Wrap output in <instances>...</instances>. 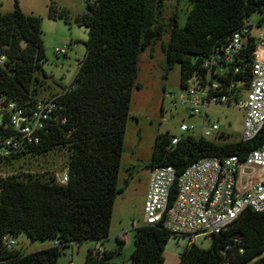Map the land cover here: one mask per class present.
<instances>
[{
    "label": "trees",
    "instance_id": "obj_1",
    "mask_svg": "<svg viewBox=\"0 0 264 264\" xmlns=\"http://www.w3.org/2000/svg\"><path fill=\"white\" fill-rule=\"evenodd\" d=\"M168 1L95 0L75 18L89 31L86 55L69 89L62 86L66 91L58 93L53 126L42 133L39 144L0 159V167H9L27 156L69 150L68 183L61 184L56 176L43 180L0 175V264H58L62 249L73 243L104 245L115 199L123 191L118 177L132 94L139 89L141 54L168 33L169 41L163 45L167 68L180 65L182 83L247 17L264 14V0H187L184 26L179 14L167 25L158 24ZM50 10L56 14L53 7ZM59 18L69 23L65 14ZM41 26V18L26 15L18 1L13 12L0 11V94L27 108L43 99L50 79L44 70L47 57ZM254 47L251 40L248 51ZM9 133L0 128V137ZM173 137L168 132L156 137L150 169L173 166L180 175L203 158L245 159L264 144V129L251 142L217 143L182 136L173 145ZM22 234L33 242L55 244L31 254L5 246V237L16 239ZM170 237L161 226L138 227L132 260L120 264H164ZM117 242L122 249L125 242ZM106 251L100 256L90 250L85 264H119ZM179 259L178 264H264V213L246 211L228 231L214 236L209 248L192 245Z\"/></svg>",
    "mask_w": 264,
    "mask_h": 264
},
{
    "label": "built area",
    "instance_id": "obj_2",
    "mask_svg": "<svg viewBox=\"0 0 264 264\" xmlns=\"http://www.w3.org/2000/svg\"><path fill=\"white\" fill-rule=\"evenodd\" d=\"M261 23L254 25L247 17L204 60L202 68L193 71L180 84V93L164 92V101L168 100L174 110H182L189 119L198 118L196 123L182 122L181 135H174L173 145L182 136L208 140L230 137L221 131L217 120L211 119V106L244 111L241 136L232 142H251L263 131L264 26ZM251 40L255 47L249 52ZM56 52L68 54L64 48H57ZM58 96L39 99L34 107L27 108L0 94V128L10 132L0 137V159L41 142L42 133L53 126ZM56 178L61 184H67V171ZM248 210L264 213V144L249 152L245 159L239 156L203 158L180 175L173 166L151 169L143 224L161 226L170 234L169 242L176 241V247L186 240L185 250L198 237L213 240L214 236L228 231ZM4 244L10 250L18 245L16 239L7 237ZM104 252L102 243L97 242L94 253L103 256Z\"/></svg>",
    "mask_w": 264,
    "mask_h": 264
},
{
    "label": "rangeland",
    "instance_id": "obj_3",
    "mask_svg": "<svg viewBox=\"0 0 264 264\" xmlns=\"http://www.w3.org/2000/svg\"><path fill=\"white\" fill-rule=\"evenodd\" d=\"M16 1L26 15L37 16L42 20L41 39L47 57L44 70L50 78L48 89L43 92L42 97L65 91L64 87L67 89L72 84L86 55L85 44L89 31L77 25L75 18L87 11V0H0V11L13 12ZM180 1L182 0H169L166 3V9L158 15V24L167 25L174 14H179L181 26L186 24V8ZM51 7L56 14L51 13ZM51 14L58 18H51ZM62 14L68 17L70 24L59 18ZM250 20L254 25L262 21L264 26V14L254 13ZM169 38L170 35L166 33L139 58V89H135L132 94L118 177V186L123 188V191L115 199L109 237L103 245L107 251L113 253V263L131 262L136 229L144 226L146 190L151 174L149 164L152 161L156 137L167 132L180 136L179 127L183 121L189 124L198 122V118L189 119L182 110L176 111L168 100L164 101V92H181V66L176 65L168 70L163 52V45L168 43ZM57 48L66 49L68 54L59 55ZM209 113L211 119L219 122L221 131L230 135L225 140L211 138V141L229 143L240 138L244 118L242 109L211 106ZM68 152L69 150L58 149L43 156H27L9 167H0V175L18 178L32 175L43 180L62 176L67 167ZM117 239L125 242L122 249L119 248ZM16 241L18 245L14 250L25 254L35 253L55 244L52 241L33 242L25 234L18 236ZM175 243L176 241L172 240L167 245L164 264H177L187 241L182 240L180 247H176ZM211 244V238L201 236L192 245L207 249ZM95 247V241L73 243L62 249L58 264H85L88 252Z\"/></svg>",
    "mask_w": 264,
    "mask_h": 264
},
{
    "label": "crops",
    "instance_id": "obj_4",
    "mask_svg": "<svg viewBox=\"0 0 264 264\" xmlns=\"http://www.w3.org/2000/svg\"><path fill=\"white\" fill-rule=\"evenodd\" d=\"M95 0H87V6H89V3H93ZM180 3L182 4V5H184V8H186V15H187V8H188V2H187V0H182V1H180ZM88 8V7H87ZM88 10V9H87ZM87 12V11H86ZM78 72V71H77ZM63 86V85H62ZM148 185H149V180H148ZM147 191H148V186H147V190H146V194H147ZM49 248V247H48ZM45 249H47V248H45ZM180 260V259H179ZM179 260H178V263H179ZM177 263V264H178Z\"/></svg>",
    "mask_w": 264,
    "mask_h": 264
},
{
    "label": "water",
    "instance_id": "obj_5",
    "mask_svg": "<svg viewBox=\"0 0 264 264\" xmlns=\"http://www.w3.org/2000/svg\"><path fill=\"white\" fill-rule=\"evenodd\" d=\"M24 46V45H23ZM240 236H236V237H234L235 239H237V238H239Z\"/></svg>",
    "mask_w": 264,
    "mask_h": 264
}]
</instances>
